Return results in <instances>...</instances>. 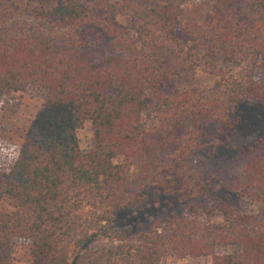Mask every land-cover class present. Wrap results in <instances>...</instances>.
<instances>
[{
  "label": "trees",
  "instance_id": "1",
  "mask_svg": "<svg viewBox=\"0 0 264 264\" xmlns=\"http://www.w3.org/2000/svg\"><path fill=\"white\" fill-rule=\"evenodd\" d=\"M19 1L25 11L39 5L41 19L60 32L69 51L50 56L20 37L0 42V106L12 93H45L16 159L0 166V203L6 197L16 203L12 215L0 210V264H16L19 239L30 241L31 264H161L171 253L212 257V264H264V156L248 162L241 189L220 176L185 174L192 155L212 146L210 124L220 126L216 139H228L217 154L264 150V135L245 148L231 144L242 121L229 116L230 109L264 104V78L256 77L264 74V0H216L205 23L187 24L186 46L177 38L184 0L151 6L141 0H0L8 11L21 8ZM240 4L256 16L241 21ZM119 12L130 28L113 22ZM93 41L120 59L92 69L73 54ZM168 48L183 58L176 69L201 59L218 78L221 101L201 103L197 88L168 94L174 74L167 62L156 61ZM150 110L164 125L192 118L195 127L188 144L139 182L132 169L150 145L142 122ZM87 122L93 142L83 151L78 132ZM133 181L138 186L127 192ZM221 246L233 250L219 254Z\"/></svg>",
  "mask_w": 264,
  "mask_h": 264
},
{
  "label": "rangeland",
  "instance_id": "2",
  "mask_svg": "<svg viewBox=\"0 0 264 264\" xmlns=\"http://www.w3.org/2000/svg\"><path fill=\"white\" fill-rule=\"evenodd\" d=\"M164 1L141 0L143 4L150 6ZM19 2L21 8H14L12 11L4 10L8 4L0 2V42L11 37H20L34 40L41 50L50 56L69 51L67 45L60 40V32L55 29L50 30V24L41 19L38 13L39 5L30 6L29 10L25 11V3L23 1ZM215 8L216 0H184V14L179 18L177 25V38L182 46H186L190 39L186 32L187 24L205 23L214 14ZM238 11L241 21H248L256 16L255 10L247 4L238 5ZM112 20L122 29L130 28L129 18L120 12L115 13ZM189 49L194 50V48ZM176 52L172 48H168L156 59L157 64L167 62L169 71L175 77V82L168 84L167 93L173 94L176 88L182 90L197 88L196 96L201 103L221 101L216 88L218 78L203 69L201 59L197 60L196 64H190L189 62H192L191 60L195 57L190 58L185 63L184 70L176 69L175 65L183 60ZM74 53L78 54L92 69L108 68L120 59L119 55L108 51L106 44L96 45L94 41L84 49L73 51ZM206 58L211 63L225 67V64L216 57L208 55ZM233 68L232 66H226V71ZM256 77L263 79L264 74L258 72ZM44 100L45 93L35 88L27 92L12 93L3 99L0 106V166L10 164L16 159L26 132ZM229 116L230 118H239L242 121L240 131L232 138L231 144H235L239 148H245L251 146L264 135V104L245 106L237 113H233L230 109ZM142 122L149 134L150 145L132 169V172L136 174L134 180L139 182L167 164L183 146L188 144L195 127V120L192 118H184L164 125L153 110L143 114ZM219 127L216 123L208 126L207 131L213 136L211 138L212 146L192 155L185 166V174H202L206 177L220 176L228 184L241 189L246 182L245 170L248 162L263 157L264 150L248 155L224 148L217 154L218 149H216V146L228 140L226 136L221 139L215 138ZM78 137L83 151H87L92 147L93 129L91 123L87 122L85 124L78 132ZM138 184L135 181L131 182L126 191L131 192L133 187L136 188ZM204 203L210 204V201L205 200ZM15 208L16 203L11 198L6 197L0 203V210L7 215H12ZM250 208H253V206L251 205ZM98 248L99 246L96 247V249ZM232 250L233 248L230 246H221L217 249V252L222 254ZM14 260L16 264H31L30 241L19 239L15 242ZM212 263V257H187L182 259L172 253L165 254L161 260V264Z\"/></svg>",
  "mask_w": 264,
  "mask_h": 264
}]
</instances>
